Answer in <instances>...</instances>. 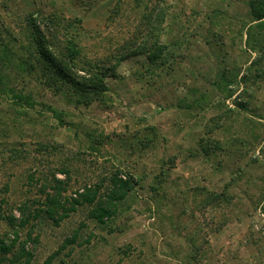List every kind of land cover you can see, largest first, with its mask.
Wrapping results in <instances>:
<instances>
[{
    "label": "rangeland",
    "instance_id": "374dc122",
    "mask_svg": "<svg viewBox=\"0 0 264 264\" xmlns=\"http://www.w3.org/2000/svg\"><path fill=\"white\" fill-rule=\"evenodd\" d=\"M263 5L0 0V264H264ZM124 72L114 96L100 77ZM134 91L177 97L189 143L137 120Z\"/></svg>",
    "mask_w": 264,
    "mask_h": 264
},
{
    "label": "crops",
    "instance_id": "0c3cea01",
    "mask_svg": "<svg viewBox=\"0 0 264 264\" xmlns=\"http://www.w3.org/2000/svg\"><path fill=\"white\" fill-rule=\"evenodd\" d=\"M133 55H130L129 58H133ZM144 69V71L146 70L144 67L142 68ZM119 70V65L116 66V71ZM137 69H133L132 71L130 70V75L133 74H137L140 73V71H136ZM148 72V71H145ZM119 74V73H118ZM127 72H124V74H120L118 76H116L115 78L113 77H107V79L113 80L114 82H111L112 86V90L111 93L114 94V96H118L119 95V88H117L118 84H121L119 82H126V80H128L129 78L126 76ZM117 75V73H116ZM122 75V76H121ZM133 83H138L141 84L143 87H141L140 90H142L144 88V86L146 87L145 89L147 90V88H151L152 84L154 82V80H152V82L150 81H146L145 79L141 77L139 78H132ZM129 81H131L129 79ZM156 83L159 84L158 87H160L159 89H162L163 84L159 79L158 81H156ZM150 84V85H149ZM130 99L132 100V98H134V101L132 102V106L131 109L134 112V116L136 117L137 120H142L144 121V124L146 126H156V132H157V136L158 139H160L161 141H166L165 145H167L168 143V138H173L174 142H180L183 143L184 145L189 143L190 139L189 137L186 136V134L184 132H177L179 130L178 128V124H183L186 122V124L184 125L185 127L189 128V124H190V116L188 113H185L186 115H178V113H175L178 109V104H177V97L174 98V100L170 101L168 99H166V97H161L160 99H154L153 95H149L148 93L143 95V93H140L139 91H134V92H130ZM173 94L175 95V93L173 92ZM156 100H158V102H156ZM156 107V108H155ZM200 115H198L197 117H199ZM182 117L184 120H182ZM196 116H192V123L193 125H195L192 128V134L194 136H192V139L194 137H196V139H194V145H196V142L198 141H202L204 143V141H210V144L204 148L205 151L202 150L201 148V152L204 153V155H206L208 157V155L213 156L215 153H219L222 154L223 152H227V146H228V138L230 136H228V133L224 131L223 134H221L220 136H216L213 132H208L206 131L204 128V123L203 122H198V120H196L197 118ZM200 118V117H199ZM202 120V119H201ZM200 120V121H201ZM222 121H227V119H222ZM224 123V122H221ZM183 126V127H184ZM200 127V129H199ZM195 128L196 132L193 131V129ZM239 128V127H237ZM204 129V130H203ZM200 131V132H199ZM236 132L235 135H231V137H240L241 138V132L242 131H234ZM242 136L244 137V133L242 132ZM207 138H210V140H207ZM213 138H217V139H213ZM243 140V139H242ZM173 142V141H170ZM217 144V145H216ZM193 146V145H192ZM219 148V151L216 152L217 150H215L216 148ZM256 154L259 156V152L258 150L256 151ZM222 162V161H221ZM242 169V166L240 167ZM262 202L260 204V208H261ZM259 209V208H258ZM264 213V210H262ZM257 215H259L258 211H257Z\"/></svg>",
    "mask_w": 264,
    "mask_h": 264
},
{
    "label": "trees",
    "instance_id": "16d2710c",
    "mask_svg": "<svg viewBox=\"0 0 264 264\" xmlns=\"http://www.w3.org/2000/svg\"><path fill=\"white\" fill-rule=\"evenodd\" d=\"M255 17L257 18V19H261V18H264V5H263V8L261 9V11H259V12H257L256 13V15H255ZM51 65V67H52V69H55L56 71H55V74L57 75V76H59L60 74L62 75L63 73H64V68L63 67H59V66H56L55 64H50ZM112 74H115V73H112ZM107 77H109V76H107V75H101V79H105V78H107ZM222 198V197H224V196H222L221 197V194H214V193H210V197H209V201H211V200H213V199H217V198ZM47 201V203H51V204H53V202L54 201H51L50 199L49 200H46ZM35 212V211H34ZM66 212V211H65ZM19 262V263H18ZM29 264V261H23V262H20V260H17V259H13L12 261H10L9 262V264ZM31 264V263H30Z\"/></svg>",
    "mask_w": 264,
    "mask_h": 264
},
{
    "label": "built area",
    "instance_id": "2783aa9c",
    "mask_svg": "<svg viewBox=\"0 0 264 264\" xmlns=\"http://www.w3.org/2000/svg\"><path fill=\"white\" fill-rule=\"evenodd\" d=\"M258 213H259V215H260V218H261L262 222L264 223V213H263V211L261 210L260 207H259V209H258Z\"/></svg>",
    "mask_w": 264,
    "mask_h": 264
}]
</instances>
